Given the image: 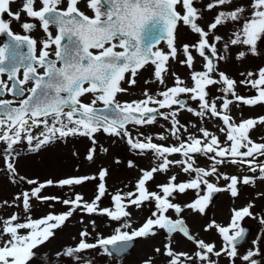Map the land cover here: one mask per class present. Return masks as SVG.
Wrapping results in <instances>:
<instances>
[{
  "label": "snow or ice",
  "instance_id": "obj_1",
  "mask_svg": "<svg viewBox=\"0 0 264 264\" xmlns=\"http://www.w3.org/2000/svg\"><path fill=\"white\" fill-rule=\"evenodd\" d=\"M16 2L0 0V14L7 13L16 22H21L22 15L30 21H38L45 38L37 39L30 35L37 28L34 22H22L21 28L28 34L21 35L11 30L9 22L0 19V34L8 37V41L0 46V76L7 77L6 80L0 79V143L5 146L4 164L11 182L15 183L18 178L33 186L16 194L13 199V204H22L25 217L21 219L13 213L0 221V264H33V261L53 264V258L41 253L40 249L56 238L57 231H62L77 211L83 215L106 216L119 222V227L113 235L106 238L98 236L95 242H89L91 233L87 228L80 231V239L75 246L66 247L62 253L56 254L61 262L68 257L75 258L77 264H92L78 254L100 248L108 255L112 252L119 255L134 239L153 238L163 230L173 239V234H182L196 249L189 254L176 252L172 244H165L163 251L156 248L154 251L157 254L167 257V264H218L213 256H226L230 264H235L237 259L242 264H260L257 257L264 260V248L257 246L264 244V234L254 239L252 248L244 254L238 248L246 235L241 221L254 217L252 203L232 209L227 226L212 220L204 227L205 232L215 230L222 238L219 250L215 243L193 235L185 220L179 217L186 209L196 215L206 214L216 193L228 192L233 198L238 196L237 185L241 179L236 175L220 173V165H247V171L253 175L243 176L244 185H253L257 179L264 182V160L259 159L264 158V142H254L250 136L258 125H264V116L242 119L237 124L229 114L232 104L237 107L241 104L264 105V67L256 73H241L244 78L240 84L250 86L257 93L252 97H242L235 92L236 81L225 72L218 71L212 59L227 61L232 46H247L236 53L235 59L239 61L249 54H258V42H264V0H250V3L210 0L203 9L195 6L202 0H22L20 9L13 13L11 4ZM234 4L235 7H231ZM217 8L222 10L215 14L213 22L205 30L198 21L203 18L204 11ZM86 11L92 15L89 16ZM230 23L235 27L230 30L231 35L227 39L216 34L218 27H226ZM181 24L198 35L196 44L177 46V32ZM52 27L56 29L55 35L50 30ZM162 41L166 43L167 52L158 47ZM192 50L205 61L204 71L191 72L193 86L188 87L172 73L174 86L165 87L158 95L145 89L143 99L130 102L118 100L120 94H126L129 88L136 86L140 71L149 65L154 68L153 82L161 85L165 84L169 61L179 60L181 52L186 59L179 60V63L191 70L194 65ZM125 83L128 88L123 86ZM29 84L32 86L27 87ZM217 84L221 85L218 91L222 96L217 98L222 100L220 106L215 99H209L207 91L209 86ZM6 94L13 99L3 98ZM182 94L199 103V111L195 112L197 116L209 114L222 122L219 130L225 135L223 146L216 135L204 128L199 129L203 139L190 136L188 140H182L176 109L189 113L194 111ZM87 95H91L92 99L85 103L82 98ZM98 104L103 107H97ZM163 109L168 111L162 113ZM160 116L165 121L171 120V135L181 141L178 145H158L152 142L150 136L133 138L129 125H152ZM101 131L125 139L131 150L141 155L151 153L159 161L150 170H141L135 191L112 195V207H99L107 194L106 177L109 172L106 168H101L95 175L58 181L49 179L39 182L18 176L13 154L15 146L22 142H27L29 151L38 152L69 138L86 137L92 146L87 149L85 158L94 162L97 154L95 137ZM139 135L142 137L144 134ZM158 139L164 141L168 137L158 135ZM73 154L79 155L76 152ZM173 154L181 155L182 159L170 160ZM195 155L212 161V166L208 169L196 166ZM172 165L179 166L182 172L193 178L177 184L173 175L167 184L157 186L159 191H150L147 183L154 179V174L167 172ZM128 166L134 167L133 162L129 161ZM257 172L258 177L255 175ZM213 176L217 182L223 179L228 183L221 187L211 181ZM96 179L100 183L91 202L85 201L81 194L63 200L42 195L50 186H79ZM187 190L196 193L192 202L183 206L173 202L177 195L186 194ZM259 195L264 198V193ZM33 200L40 203L54 201L68 210L32 218ZM145 203H154L155 211L142 225L133 228L131 213L127 209L134 206L141 210ZM3 204L9 205V202L3 201ZM170 210L178 218L169 216ZM80 222L83 223L82 217ZM89 223L95 226L94 220ZM259 223L264 225V217L259 219ZM144 264L154 262L149 258Z\"/></svg>",
  "mask_w": 264,
  "mask_h": 264
},
{
  "label": "rangeland",
  "instance_id": "obj_2",
  "mask_svg": "<svg viewBox=\"0 0 264 264\" xmlns=\"http://www.w3.org/2000/svg\"><path fill=\"white\" fill-rule=\"evenodd\" d=\"M210 0H202L201 3H197V8L203 9ZM214 2V0H212ZM243 3H250V0H241ZM83 7V5H82ZM231 7H235V4ZM85 10V9H83ZM222 9L217 8L214 11H204L203 18L198 21L200 26L207 30L208 25L213 22L215 14ZM88 14L91 12L86 11ZM233 24H228L226 27H218L216 30L217 35H221L227 39L231 35ZM199 37L197 34H193L187 26H179L177 32V46L184 44L194 45L197 43ZM223 41L221 42L219 50L222 51ZM259 51L258 54L253 56L249 54L243 61L235 59V55L240 50H245L247 46H232L229 59L227 61L214 60L218 71L225 72L230 78L236 81L235 92L242 97L255 96L256 90L251 89L250 86H244L240 84V81L244 78L241 73L253 72L256 73L258 69L264 67V42H258ZM158 47H161L165 52L168 51L166 43L162 42ZM194 57V65L190 70L186 65L182 66L179 60H185L183 53L181 52L179 60H170L168 63V73L165 76V84L161 85L155 80L153 72V66L149 65L145 70H141L137 79V84L134 88H129L128 93L120 94L118 100L121 102H130L133 100H139L142 98L143 91L147 89L153 95H158L160 91H164L165 87L174 86V78L172 73H175L181 80H183L188 87L193 86V82L190 78L192 71H204L205 61L192 50ZM218 78V77H216ZM149 83H145V81ZM128 88L125 83L123 85ZM221 85L217 84L209 86L207 91L210 93L209 99H215L218 106L222 104V100L217 99L222 96V93L218 91ZM188 102V106L193 108V112L189 113L186 110L176 109L178 111V120L180 127V136L182 140L186 141L190 136H196L203 139L200 128H204L212 135H216L222 142L225 141V135L219 129L222 127V122L209 114L203 117H199L195 114L199 111V103L192 101L187 94H182ZM144 98V97H143ZM233 99L232 97H228ZM84 101H90L91 95H87L82 98ZM168 110H161L162 113H166ZM229 114L233 117V120L238 124L242 119L258 118L264 116V105L257 106H245L240 105L237 107L235 104L230 105ZM129 130L132 133L133 138L144 139L145 137H152V142L158 145L173 146L178 145L181 141H178L171 135V120L165 121L162 116L158 117L157 121L152 125H146L143 127H133L129 125ZM38 131V130H34ZM143 133L141 137L139 134ZM158 135L167 136V140L158 139ZM251 139L254 142H264V125H258L256 130L251 131ZM97 143V154L94 162H89L86 157V151L91 147V142L86 137H74L69 138L67 141L57 142L54 146L45 148L38 152L29 151L27 142L24 141L21 144L15 146L14 162L18 176L26 177L28 179H34L39 182H44L49 179L58 181L69 177H82L85 175L98 174L101 168L108 169L109 175L106 177L107 194L99 204L100 208L112 207L111 196L117 192L127 193L129 191H135L136 182L142 175L141 170H150L156 166L159 161L154 159L151 153L144 155L139 154L129 148L125 139L120 137L109 136L102 131L96 134L95 137ZM0 150V221L10 217L13 213L20 216L21 219L25 217V213L22 209V204L16 202L13 204V199L16 194L24 190H30L32 185H28L25 182L20 181L17 178L15 183L11 182L9 174L4 164V148ZM106 149L107 151H104ZM79 153L74 155L73 153ZM170 160H181L182 156L179 154H173L169 157ZM264 160V158H259ZM196 166L204 167L206 169L212 166V161L207 158L195 155ZM118 161V163H117ZM132 161L134 167H129L128 162ZM219 172L229 175L230 172L237 173V177L241 179V183L238 186V196L236 198L231 197L228 192H221L214 194L212 202L206 209V214L196 215L188 211H184L181 217L185 220L186 226L189 227L193 235L199 239H203L206 242L215 243L217 250L220 249L222 244V238L215 230L205 232L204 227L212 220L223 226H227L230 222L231 214L230 210L236 207L240 208L243 204L252 203L254 207L251 209L254 213V217H247L241 221V225L247 223H253L257 228L253 230V233L247 237V241L241 246H238L239 252L244 254L246 250L252 248V241L256 235L264 234V225L259 223V219L264 217V198L259 194L264 193V182L257 179L253 185H244L242 178L245 175L252 176L253 173L247 171V165H231L224 164L219 166ZM258 173V172H257ZM255 174L258 177V174ZM176 176L175 183L187 182L192 175L182 172L181 168L176 165H172L167 172H158L154 174V179L147 183V187L150 191H159L158 185H164L169 182L171 176ZM194 175V174H193ZM211 181L218 183L219 186L224 187L228 183L223 179L216 181L213 176ZM100 183L99 179L94 181L84 182L79 186H64L63 188L58 186L47 187L42 195L55 196L61 200L66 198H74L75 194H81L85 201L91 202L97 194V185ZM196 198L194 190H187L186 194H180L173 200L174 203L185 205L192 202ZM3 201H8L9 205L3 204ZM31 217L40 218L47 215L49 212L62 213L68 209L62 204L50 201L48 203H40L36 200L32 202ZM49 204L52 206L49 207ZM131 213V220L133 228H137L143 224L146 218L151 215L152 211H155L154 203H145L141 210H138L134 206H130L127 209ZM169 216L173 219L178 218L173 211H169ZM256 216L258 218H256ZM81 217L83 223L80 222ZM95 221L93 226L89 221ZM119 227V222L111 221L106 216L99 215H83L79 211L67 222V226L62 231H57L56 238L51 240L46 247L40 249L41 253H47L53 258V264H77L75 258L65 257L61 262L56 256L57 253H62L66 247L75 246L79 242V232L87 228L91 233L88 240L89 242H95L98 236L109 237L114 234V230ZM130 231V230H129ZM174 239L169 237L167 233L161 230L155 237L145 239L136 238L131 249L122 256H115L114 254L108 255L103 249L97 248L95 250H88L82 254L84 258L90 260L92 264H144L146 260L151 258L154 264H167V257L157 254L154 250L160 248L162 251L165 244H172L176 252H186L193 254L196 249L195 246L182 237V234H173ZM258 248H262V244H258ZM217 260L218 264H230L229 259L226 256L220 258L212 257ZM260 260V264H264V260L257 257ZM33 264H38L37 261H33ZM235 264H242L237 259Z\"/></svg>",
  "mask_w": 264,
  "mask_h": 264
},
{
  "label": "flooded vegetation",
  "instance_id": "obj_3",
  "mask_svg": "<svg viewBox=\"0 0 264 264\" xmlns=\"http://www.w3.org/2000/svg\"><path fill=\"white\" fill-rule=\"evenodd\" d=\"M21 4H22V0H17V2L16 3H13V4H11V11L13 12V13H15V12H17L19 9H20V7H21ZM37 7H39V5H37ZM81 8H82V10L84 9L83 7H82V5H81ZM90 12V11H89ZM86 14H88L87 12H86ZM89 16H91L92 15V13L91 14H88ZM0 19H2V20H4V21H6V22H9L10 23V25H11V30L14 32V33H17V34H21V35H23V34H28V33H25L23 30H22V28H21V23L22 22H24V21H28V22H34V23H36L37 24V28L36 29H34L31 33H30V35H32L33 37H35V38H37V39H42V38H45V34L43 33V31L39 28V22L38 21H30L26 16H23L22 15V17H21V22H16L15 20H13L11 17H9L8 15H7V13H2V14H0ZM51 31H52V33H53V35H55L56 34V29H55V27H52L51 29H50ZM8 41V37L6 36V34H0V46H2L3 45V43H6ZM163 42V41H162ZM162 42H161V44H162ZM159 46V45H158ZM54 58V57H53ZM215 59V58H214ZM0 79H4V80H6L7 79V77L6 76H0ZM32 85L31 84H29V85H27V87H31ZM3 98H6V99H13V97H11V95H5V97H3ZM140 99H143V97L142 98H139V100ZM85 103H87V102H90V101H84ZM97 106H103V105H101V104H98ZM3 148V146L2 145H0V150ZM238 186H239V184H238ZM246 204H243V205H241V207H243V206H245ZM240 207V208H241ZM263 208H264V206H263ZM235 209H239L238 207H236ZM252 211V210H251ZM230 212H231V214H232V211L230 210ZM255 213V212H254ZM253 213V214H254ZM231 214H229V216H230V218H231ZM256 218H258L257 216H256ZM242 227H244L245 229H246V235H245V241H243L241 244H243V243H245L247 240V237L248 236H250L252 233H253V230H255V228H257L253 223H247V224H242L241 225ZM262 234L260 233L259 235H256L255 236V239L257 238V237H260ZM221 238V237H220ZM262 248H264V244H262Z\"/></svg>",
  "mask_w": 264,
  "mask_h": 264
},
{
  "label": "water",
  "instance_id": "obj_4",
  "mask_svg": "<svg viewBox=\"0 0 264 264\" xmlns=\"http://www.w3.org/2000/svg\"><path fill=\"white\" fill-rule=\"evenodd\" d=\"M134 242H135V239L133 241L129 242V245H128V247H127L125 252H122L119 255H117L115 252H112V254H114L115 256H122V255L126 254V252H128L131 249V247L133 246Z\"/></svg>",
  "mask_w": 264,
  "mask_h": 264
}]
</instances>
